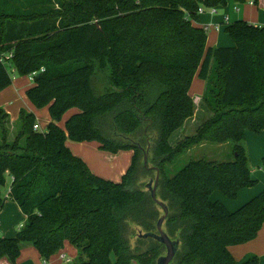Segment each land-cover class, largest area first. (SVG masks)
Here are the masks:
<instances>
[{
    "label": "trees",
    "instance_id": "trees-1",
    "mask_svg": "<svg viewBox=\"0 0 264 264\" xmlns=\"http://www.w3.org/2000/svg\"><path fill=\"white\" fill-rule=\"evenodd\" d=\"M245 4L251 0H234ZM258 4V0H253ZM226 0H0V53H12L13 71L34 76L27 97L48 107L51 121L36 130V115L22 109L9 139V115L0 108V211L3 187L25 213L14 237H0V259L16 264L22 246L44 260L66 241L79 256L68 264H157L166 248L134 231H156L162 215L141 173L160 180L158 198L169 207L164 229L180 241L176 264H259L229 247L255 239L264 225V189L236 211L210 196L235 199L252 187L246 132L264 134V26L239 19L225 24L234 46H208L201 9ZM206 82L199 108L190 94L195 76ZM13 76L0 61V92ZM77 108L62 128L64 114ZM192 135L171 141L197 112ZM98 141L113 153L134 150L120 182L92 172L67 146ZM149 148L148 166L144 150ZM230 144L232 159H191L171 166L204 143ZM206 148L209 146L206 145ZM261 167L264 168V158Z\"/></svg>",
    "mask_w": 264,
    "mask_h": 264
},
{
    "label": "crops",
    "instance_id": "crops-1",
    "mask_svg": "<svg viewBox=\"0 0 264 264\" xmlns=\"http://www.w3.org/2000/svg\"><path fill=\"white\" fill-rule=\"evenodd\" d=\"M258 1V4L250 2L245 3L250 4L252 7L250 10H247L244 4H238L233 0L237 11L233 13L232 17L226 15V20L228 22H233L244 19L251 23L264 26V0ZM202 12H206V9ZM217 13V9H215V12L212 11L211 18L216 17L214 15ZM195 24L207 28V24L201 22L199 19L195 21ZM208 27H210L209 24ZM212 28L213 32H211L210 29L208 30V46L232 45L231 42L225 44L219 43L217 38L218 33L215 31L216 29L214 26H212ZM32 81L33 80L29 79L26 75L13 77L12 84L0 92V108L5 110L9 115L10 123L12 121L14 124L20 120V112L22 109L33 112L36 115V123L45 130L51 121V115L48 107L38 108L27 97L26 91L34 85V81ZM205 87V80L200 78L199 74H197L192 82L190 94L194 98L198 108L201 104ZM195 92L199 94H194ZM76 112H78L77 108L68 110L64 114L59 125L65 128L67 119ZM199 112L198 110L197 114ZM197 114L193 118H196ZM188 124L189 122L187 123V128L190 126V124ZM12 127L13 125L11 124L10 132L14 133L11 131ZM190 128L191 126L188 129ZM66 144L76 156L81 157L88 164L93 173L115 182H120L122 180V177L132 164L134 156V150L130 149L119 150L116 153L106 151L101 148L100 142L95 140L75 142L71 139H67ZM226 145H219V147ZM246 148L250 157L252 176L257 180V183L252 187L241 189L235 199H230L220 190H215L210 196L212 201L223 203L229 211H236L246 202L260 194L264 189V168L261 167L262 159L264 158V134H257L248 130L246 132ZM8 183L7 191H3L5 202L0 211V237H14L17 231L24 225L27 217L20 205L8 196L11 178ZM229 249L237 260H242L249 254H256L260 259L259 264H264V225L255 239L246 243L232 245ZM78 256V248L69 241H66L64 247L59 252L52 255L48 260H44L40 252L33 245L25 244L22 246L16 264H68L76 262ZM0 264L12 263H10L7 258H2L0 259Z\"/></svg>",
    "mask_w": 264,
    "mask_h": 264
},
{
    "label": "rangeland",
    "instance_id": "rangeland-1",
    "mask_svg": "<svg viewBox=\"0 0 264 264\" xmlns=\"http://www.w3.org/2000/svg\"><path fill=\"white\" fill-rule=\"evenodd\" d=\"M226 5H219L217 7H212V8H205L206 12H200L199 13V20L201 22H204L207 24V31L210 29L211 32H213V28L212 26H214V28L216 29L215 31H217L218 33V42L219 43H227V42H231L232 45H218L215 47H231L234 46V42L232 40V38L230 37L229 34L226 33L225 31V24L228 23V21L226 20V15L229 16H233V13H235L236 10V6L233 2V0H226ZM249 3V2H248ZM245 8L247 10H250L252 7L250 4H244ZM213 9H217L218 13L215 14L214 18H211L212 16V10ZM223 23H221V22ZM208 24L210 25V27H208ZM218 26V28H217ZM8 69L10 70L11 74L13 77H18L19 75H17L14 71H13V67L8 65L7 66ZM29 79H31L30 75H26ZM33 82V81H32ZM194 94H199V93H194ZM206 116V112L205 111H200L196 118H200L203 119ZM194 119V118H193ZM193 119H189V124L191 126L190 129L187 128V123L184 125V127L178 129L177 131L174 132V134L172 135L171 141H176L182 137L188 136V135H192L195 133L197 126L200 124L199 121H194ZM11 124L13 125V127L11 128V131L14 133L10 132V136L9 139L13 140L17 134V132L20 129L21 123L20 120L17 121L16 124L9 123L8 124V128L11 127ZM188 124V125H189ZM15 128V129H14ZM2 143V131L0 128V145ZM206 145L209 146V148H206ZM230 144H227L226 146L223 147H219L218 144H212V143H204L203 146H196L193 149H191L190 151H186L183 154H181L177 160L171 165L169 166V169H171V173H175L177 172V170L179 168H181L182 166H184L187 162H189V160L191 159H198V158H207V159H212V160H217V161H225V160H230L232 159L231 156V149H229ZM155 179V177H153V175L149 174L148 176H144L143 174H139L137 179H136V186L137 188H142L145 189V187L147 188V185L150 183L151 180ZM9 181V179H8ZM8 185L9 183H7L4 187H3V191H7L8 189ZM137 233L138 235V231H134V234ZM162 255L165 254V251H163L161 253ZM137 264V263H134Z\"/></svg>",
    "mask_w": 264,
    "mask_h": 264
},
{
    "label": "water",
    "instance_id": "water-1",
    "mask_svg": "<svg viewBox=\"0 0 264 264\" xmlns=\"http://www.w3.org/2000/svg\"><path fill=\"white\" fill-rule=\"evenodd\" d=\"M135 144H137L140 148L143 149V147L139 143L135 142ZM143 150H144V164L146 165V167H149L148 166L149 148ZM152 168L156 170V177L155 179L150 181V183L147 185V189L150 191L153 201H155L161 207L163 213L157 222L156 231L144 232L142 230H139L138 236L140 238H153L165 246L166 248L165 254L161 255L157 259V264H176L174 262V258L180 247V241L178 239H172L164 229V223L169 215V207L165 202L161 201L157 196V188L160 180V170L157 166H153Z\"/></svg>",
    "mask_w": 264,
    "mask_h": 264
},
{
    "label": "built area",
    "instance_id": "built-area-1",
    "mask_svg": "<svg viewBox=\"0 0 264 264\" xmlns=\"http://www.w3.org/2000/svg\"><path fill=\"white\" fill-rule=\"evenodd\" d=\"M250 3H254L253 0H251ZM202 11H203V9L200 10V12H202ZM212 11L215 12V9H213ZM11 58H12V53H11V52H8V53H0V61H1V62H4L7 66H8V65L11 66V63H10ZM36 74H37L36 71L30 74V77H31L32 80H33V78H34V76H35ZM34 128H35L36 130L45 131L44 129H42V128L40 127V125H39L38 123H36V124L34 125Z\"/></svg>",
    "mask_w": 264,
    "mask_h": 264
}]
</instances>
